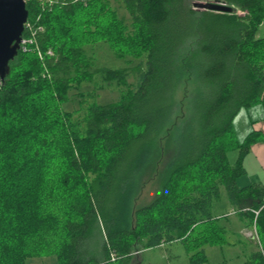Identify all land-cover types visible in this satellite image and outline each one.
<instances>
[{
  "label": "trees",
  "instance_id": "trees-1",
  "mask_svg": "<svg viewBox=\"0 0 264 264\" xmlns=\"http://www.w3.org/2000/svg\"><path fill=\"white\" fill-rule=\"evenodd\" d=\"M195 1L123 0L128 24L107 0H27L35 41L0 84V264H142L174 243L205 264L206 246L229 244L212 213L221 187L257 232L245 264H264V186L239 185L264 136L239 144L234 129L264 106V0H206L232 13ZM101 46L123 66L102 65ZM84 83L120 99L89 93L66 111ZM157 172V196L136 207Z\"/></svg>",
  "mask_w": 264,
  "mask_h": 264
},
{
  "label": "rangeland",
  "instance_id": "rangeland-1",
  "mask_svg": "<svg viewBox=\"0 0 264 264\" xmlns=\"http://www.w3.org/2000/svg\"><path fill=\"white\" fill-rule=\"evenodd\" d=\"M111 7L116 10L118 16L125 18L127 23L130 24L129 14L123 6V0H107ZM206 0L195 1V3H205ZM207 3V2H206ZM95 54L99 57L102 65L109 67H122L123 64L120 61H117L107 46L96 47L94 49ZM133 80H130V83L133 84ZM93 93L95 98L94 100L99 104H108L117 102L120 99L119 90L116 88H105L97 89L94 83H84L79 90L72 89L70 91V103L64 106V109L68 112H73L80 109V102L84 99H88L87 95ZM83 95V96H81ZM92 102V99H88ZM236 135V133H235ZM237 139V136H236ZM239 143V141L237 140ZM236 151L229 153V161H234L236 158ZM238 158V157H237ZM159 168V171L162 169V165ZM160 173V172H159ZM158 172L153 175L151 179L146 183L140 192L137 200L136 207H143L150 204L153 199L158 194L159 191V178ZM242 180L240 183L242 184ZM227 193L224 187L221 188L220 196L213 203L212 211L217 216L221 213L232 212L229 211L226 205ZM229 216V215H228ZM232 217V216H231ZM241 222V223H239ZM247 226L248 222L246 220L240 219L237 215L230 217H221V224L226 226L227 229V239L229 244L220 246V247H211L206 246L205 254L207 256V262L205 264H245V259L248 256L251 250V241L248 238L252 239V244H256L257 238L255 234V228L248 230L245 233V236L240 233L242 229V224ZM233 244V245H232ZM257 246V244H256ZM192 252H188L184 245L180 243H174L172 245L149 249L143 251L141 254L142 264H191L190 257ZM28 264H56L55 257L49 258H35L28 261Z\"/></svg>",
  "mask_w": 264,
  "mask_h": 264
},
{
  "label": "crops",
  "instance_id": "crops-1",
  "mask_svg": "<svg viewBox=\"0 0 264 264\" xmlns=\"http://www.w3.org/2000/svg\"><path fill=\"white\" fill-rule=\"evenodd\" d=\"M261 34H264V23L261 27ZM234 129L239 144H242L245 138L252 132H258L264 136V106H257L248 110H242L234 121ZM237 157H238V151H236V157H235L236 159L232 162L230 161V163L234 164L237 160ZM243 163L246 173L243 177L240 178V180H242L243 182L241 184L239 180V185L241 187H246L253 184L264 186V141H259L258 143L252 145L250 151L245 156ZM225 203L227 205L228 210L232 212H228L226 214L221 213L216 216L212 211L213 215L216 218H221V217L232 218L236 216L235 208L231 206L228 197ZM241 225L243 228L240 229V233L245 236V233L248 230H251V228L244 226L243 223ZM224 227L226 228V226ZM245 237L247 238V236ZM248 239L249 241H251V250L248 256L246 257L244 263H246L248 257L252 253L257 251L256 244L255 245L252 244L251 238Z\"/></svg>",
  "mask_w": 264,
  "mask_h": 264
},
{
  "label": "water",
  "instance_id": "water-1",
  "mask_svg": "<svg viewBox=\"0 0 264 264\" xmlns=\"http://www.w3.org/2000/svg\"><path fill=\"white\" fill-rule=\"evenodd\" d=\"M200 10L232 13L226 3H194ZM27 0H0V84L11 72L10 63L18 56L20 44L28 21Z\"/></svg>",
  "mask_w": 264,
  "mask_h": 264
},
{
  "label": "built area",
  "instance_id": "built-area-1",
  "mask_svg": "<svg viewBox=\"0 0 264 264\" xmlns=\"http://www.w3.org/2000/svg\"><path fill=\"white\" fill-rule=\"evenodd\" d=\"M84 1H87V0H84ZM49 2H50V0H49ZM25 30L30 31L31 34H30V37L22 36V42L20 44V50H23V51H27L29 46L34 43V41H35L34 37L36 35V33H35V31L33 29L31 31V27H30L29 23L25 24ZM49 54L52 55V52H49ZM255 214L258 215V212H255ZM255 234H256V238L258 239L256 230H255Z\"/></svg>",
  "mask_w": 264,
  "mask_h": 264
}]
</instances>
